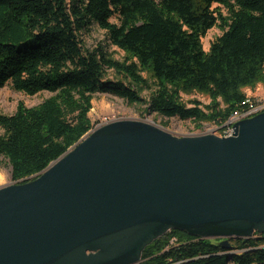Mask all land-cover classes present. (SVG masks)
I'll return each instance as SVG.
<instances>
[{
    "label": "trees",
    "instance_id": "obj_1",
    "mask_svg": "<svg viewBox=\"0 0 264 264\" xmlns=\"http://www.w3.org/2000/svg\"><path fill=\"white\" fill-rule=\"evenodd\" d=\"M94 25L125 53L123 61L103 47L85 48L81 36ZM216 27L223 33L206 52L202 40ZM108 71L118 78L108 79ZM259 85L264 0H0V88L53 94L37 107L0 112V155L13 182L41 173L93 129L98 94L200 130L225 125ZM194 93L211 103L187 106L182 94ZM229 245L173 230L145 249L140 264H264V235Z\"/></svg>",
    "mask_w": 264,
    "mask_h": 264
},
{
    "label": "water",
    "instance_id": "obj_2",
    "mask_svg": "<svg viewBox=\"0 0 264 264\" xmlns=\"http://www.w3.org/2000/svg\"><path fill=\"white\" fill-rule=\"evenodd\" d=\"M233 128L92 129L41 173L0 187V264H140L173 230L225 249L264 235V112Z\"/></svg>",
    "mask_w": 264,
    "mask_h": 264
},
{
    "label": "rangeland",
    "instance_id": "obj_3",
    "mask_svg": "<svg viewBox=\"0 0 264 264\" xmlns=\"http://www.w3.org/2000/svg\"><path fill=\"white\" fill-rule=\"evenodd\" d=\"M158 1V0H157ZM219 6L215 5L213 8ZM221 12L224 16H228V12L225 8L220 7ZM112 23L119 24L117 19H113ZM222 30L218 27L213 28L208 32L207 36L202 40L204 50L209 52L212 42H214L218 37L222 35ZM82 40L84 41L85 48L89 51H94L99 47H103L109 54H112L114 59L123 61L125 58V53L113 46L107 39L106 31L94 25L89 31L82 34ZM147 76L146 74H144ZM108 79L116 80L118 77L112 72L108 71ZM247 96L250 98V102L255 105H264V87L259 85L255 90H247ZM53 94L48 92H43L36 96H28L20 92H16L11 86H6L0 88V112L4 115H13L16 113L19 104L25 105L27 108L37 107L42 104L45 100L52 97ZM150 92H145L143 97L148 99ZM183 102L191 107L192 101H198L203 107L208 106L211 103V99L205 95L194 93L191 95L182 94ZM146 108L145 105L130 106L126 101L110 96L98 94L93 100V109L91 110L89 117L93 124V129L99 128L105 124L122 120V119H142L148 120L156 125L163 126L162 124H167L164 127L177 136H189L191 134H201V133H212L218 136H223L224 131H222L221 126L204 124L202 129L198 130L194 123L187 121L183 122L176 118L165 119L158 117L157 115H144L142 116L143 110ZM3 134V131L0 130ZM0 175L5 177V181L0 183V187L9 185L13 183L12 172L9 163L3 156L0 155ZM255 237V234H254ZM217 241V240H211ZM175 241L172 242L174 244Z\"/></svg>",
    "mask_w": 264,
    "mask_h": 264
},
{
    "label": "built area",
    "instance_id": "obj_4",
    "mask_svg": "<svg viewBox=\"0 0 264 264\" xmlns=\"http://www.w3.org/2000/svg\"><path fill=\"white\" fill-rule=\"evenodd\" d=\"M247 101H248V99H247ZM262 112H264V106L263 105H259L257 108H251V110H249V112H246V113L242 114L241 117H239V121H231V122H229V124L223 125L221 128H222V131H224V134H223V136H220V137H231V136H233V134H234L233 126L235 124H237L240 121L252 118L253 116H255L259 113H262ZM208 134H211V133H208Z\"/></svg>",
    "mask_w": 264,
    "mask_h": 264
},
{
    "label": "bare ground",
    "instance_id": "obj_5",
    "mask_svg": "<svg viewBox=\"0 0 264 264\" xmlns=\"http://www.w3.org/2000/svg\"><path fill=\"white\" fill-rule=\"evenodd\" d=\"M246 104V103H244ZM259 105H255V104H252L250 101H248V107L245 108L244 110L242 111H237L235 112L231 118L229 119V121L226 123V124H229V122L231 121H239V117L242 116V114L246 113V112H249V110H251V108H257ZM264 106V105H263ZM151 122V121H150ZM155 124V123H154ZM5 181V177L3 175H0V183H3Z\"/></svg>",
    "mask_w": 264,
    "mask_h": 264
}]
</instances>
